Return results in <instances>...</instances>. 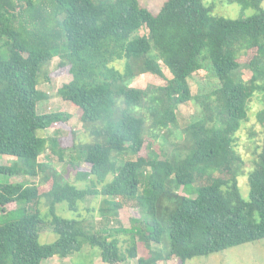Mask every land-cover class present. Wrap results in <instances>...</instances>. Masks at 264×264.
<instances>
[{"label":"trees","instance_id":"1","mask_svg":"<svg viewBox=\"0 0 264 264\" xmlns=\"http://www.w3.org/2000/svg\"><path fill=\"white\" fill-rule=\"evenodd\" d=\"M204 1L166 0L153 15L138 0H0V175L21 178L0 183V264H42L85 245L99 250L103 264H184L264 240V110L257 113L262 138L246 199L235 150L247 103L264 91L263 0H223L241 15L251 10L237 19L214 15ZM54 58L71 76L57 95L77 108L92 137L72 146L81 149L87 171L67 161L75 181L86 182L81 188L40 160L49 149L64 161L59 140L38 133L70 119L62 111H37L48 98L38 89L40 78ZM200 71L218 85L193 95L189 79ZM144 75L163 83L131 85ZM190 102L199 111L184 129L185 154H157L146 132L167 137ZM123 155L134 159L120 162ZM181 186H194L195 195H180ZM88 196L103 197V220L118 219L124 207L118 198L135 201L140 217L114 230L131 235L126 250L106 227L95 231L56 214L60 203L77 212ZM46 220L57 238L41 244Z\"/></svg>","mask_w":264,"mask_h":264},{"label":"rangeland","instance_id":"2","mask_svg":"<svg viewBox=\"0 0 264 264\" xmlns=\"http://www.w3.org/2000/svg\"><path fill=\"white\" fill-rule=\"evenodd\" d=\"M166 0H138L141 7L146 8L151 14L156 15L162 4ZM205 5H213V14L222 16L228 19H237L240 17H246L250 15L251 10H246L241 15L240 8L236 4H229L223 0H205ZM262 7L264 8V0L262 1ZM144 34L143 30L137 31L135 35ZM58 58H54L52 62L43 70V74L40 78L38 89L45 92L48 98L41 101L37 105V111L39 114L48 112L62 111L70 115V119L62 124H55L49 129L39 132L41 137H55L59 140L64 152V161L59 162L58 157L50 153L49 149L40 156L41 161L48 162L54 167L61 175H65L66 178L72 183L74 182L77 187L81 188L85 186L86 182L75 181V171L69 170L67 161L80 162L79 170L87 171L89 165L82 162V156L80 155L81 149H72L74 143L86 144L92 141L88 130L84 128L79 118V111L69 102L62 100L57 95V90L65 83L71 80L67 68L58 69ZM119 70L123 69L121 62L114 64ZM243 79L247 81L250 78V74L247 69L242 71ZM148 83L158 84L163 83L159 79H154L149 75L136 77L132 82V86L144 87ZM214 76L209 71H200L189 79V86L193 95L198 94L199 91H210L218 84ZM264 91L258 92L251 97L247 103V119L242 123L240 130L236 134L235 150L242 159V168L238 176V183L240 192L243 198L248 196V176L254 167V161L256 155L260 150L261 138H262V126L261 122L257 119V113L264 110ZM199 108L195 106L193 102L182 106L177 112L178 123L175 127L171 128V132L167 137L165 134L160 133V137H151L149 131L146 132V137L149 139V143L152 144V149L161 154L164 150L169 155H173L175 152L181 156L185 154L184 145L186 142V134L184 129L189 123L193 122L198 115ZM151 137V138H150ZM134 159L133 156L123 155L118 160L120 162ZM11 160H9L10 162ZM111 179V176L107 177V181ZM21 178L7 177L0 175V183L17 182ZM100 188V186H98ZM196 188L194 186H181L178 189L180 195L194 196ZM103 197H86L79 203L77 212L69 211L66 204H57L56 214L64 219H81L86 224L93 227L95 231L106 227L109 232L114 230L128 229L131 225L132 218L140 217L139 210L136 208L134 200L121 199L118 201L124 206L119 210L118 219L103 220L100 216L99 209L103 204ZM15 208V204H9L7 209ZM41 213L47 212L45 204L40 206ZM43 217V216H42ZM47 222L41 226L39 242L41 244L52 243L56 240V235L51 231V228ZM113 236L117 237L120 241V247L122 250H126L131 245V235L123 232H114ZM167 236V234H166ZM138 257L144 256L145 250L143 245L135 240ZM133 260L129 261L130 263ZM42 264H103L100 259L99 250L97 248H91L85 245L80 252L75 253L67 258L60 259L54 257L47 259ZM160 264H181L179 260L172 259ZM184 264H264V240L245 243L239 246L229 248L223 252L215 253L207 257H196Z\"/></svg>","mask_w":264,"mask_h":264}]
</instances>
